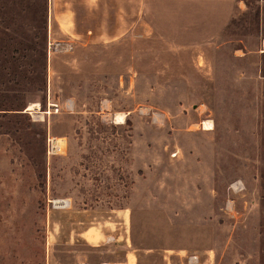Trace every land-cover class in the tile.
I'll list each match as a JSON object with an SVG mask.
<instances>
[{"label": "rangeland", "instance_id": "374dc122", "mask_svg": "<svg viewBox=\"0 0 264 264\" xmlns=\"http://www.w3.org/2000/svg\"><path fill=\"white\" fill-rule=\"evenodd\" d=\"M237 1L173 47L0 0V264H264V0Z\"/></svg>", "mask_w": 264, "mask_h": 264}, {"label": "crops", "instance_id": "0c3cea01", "mask_svg": "<svg viewBox=\"0 0 264 264\" xmlns=\"http://www.w3.org/2000/svg\"><path fill=\"white\" fill-rule=\"evenodd\" d=\"M237 5V0H50V33L55 26L66 41L81 45L152 33L169 37L173 47H193L194 38L208 41L219 34Z\"/></svg>", "mask_w": 264, "mask_h": 264}, {"label": "bare ground", "instance_id": "6f19581e", "mask_svg": "<svg viewBox=\"0 0 264 264\" xmlns=\"http://www.w3.org/2000/svg\"><path fill=\"white\" fill-rule=\"evenodd\" d=\"M263 45H264V41H263ZM29 107H32V108L35 107L36 108L37 105L33 103V104L29 105ZM122 118H123V116L120 114L116 116L117 121H122ZM210 125H211L210 121L204 122V127L206 129H209ZM53 141L55 142V144H60L62 142V138H60V137L55 138ZM54 202H55L56 206H64L68 203V201L66 199H56V200H54Z\"/></svg>", "mask_w": 264, "mask_h": 264}, {"label": "built area", "instance_id": "2783aa9c", "mask_svg": "<svg viewBox=\"0 0 264 264\" xmlns=\"http://www.w3.org/2000/svg\"><path fill=\"white\" fill-rule=\"evenodd\" d=\"M187 260H188L189 263L197 262V260H198V255H197V254H190V255L187 257Z\"/></svg>", "mask_w": 264, "mask_h": 264}]
</instances>
